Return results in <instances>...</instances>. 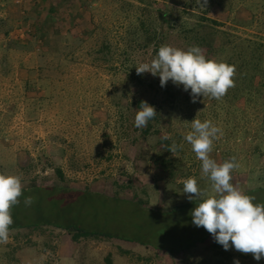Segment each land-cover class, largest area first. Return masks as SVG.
<instances>
[{
    "label": "rangeland",
    "instance_id": "1",
    "mask_svg": "<svg viewBox=\"0 0 264 264\" xmlns=\"http://www.w3.org/2000/svg\"><path fill=\"white\" fill-rule=\"evenodd\" d=\"M37 1L0 0V19L7 23L9 30L7 37L0 35V173L19 175L21 187L34 180L37 185L65 186L118 199L120 205L112 206L94 196L78 195L68 206L69 213L85 225L106 224L115 231L160 244L180 243L194 233L207 231L192 223L191 212L198 204L170 216L156 215L190 201L188 196L194 194L183 193L184 181L189 177L196 179L201 190V195L193 200L215 195L212 182L202 173L201 161L184 139L191 130V120L181 112L164 123L165 135L176 134L175 140H179L174 179L168 178L153 165L156 151L152 141L149 145L131 142L139 137V131L133 126L136 112L132 109L125 113L120 124L116 106L120 98L118 61L113 58L110 64H92L90 55H86L94 41L101 40L102 36L107 35L114 43L123 35L127 20L119 10L122 0L91 3L83 18L92 17L93 43H86L75 51V62L61 65L54 63L51 56L41 54L45 46H52L51 40L44 44L33 36L32 26L39 12L34 10ZM123 1L140 4L137 0ZM233 2L229 14L213 6L206 17L218 22L217 28L222 32L242 38H264V1ZM234 18L240 21L239 25L233 22ZM61 28L63 34L65 25ZM147 58L140 56L139 62H147ZM126 95L121 101L123 105L140 96L132 92ZM144 98L149 100L146 91ZM263 115L260 107L253 106L237 110L232 116L224 111L217 112L216 116L207 112L202 119L194 112L191 115L201 121L210 120L220 128L209 156L217 163L235 157L238 167L232 171L230 182L254 196V203H264V193L255 191L264 192ZM123 132L128 135H122ZM139 148L141 152L148 151L147 157ZM55 167L62 171L65 182L55 176ZM62 196L72 199L69 194ZM51 198L42 206L53 213L59 206L53 204L58 196L51 195ZM135 198L146 202L147 214L135 212ZM23 204L20 209L27 206ZM68 207L61 206L65 210ZM159 232H164V237H158ZM15 233L9 232L8 242L0 243V264H99L108 252L113 256V264H146L135 258L121 259L116 253L117 246L138 256L148 254L138 244L117 240L72 243L64 231L52 228L33 232L28 237L21 233L17 240L13 239ZM216 243L210 234L183 262L161 257L147 264H202ZM216 251L224 253V264H234V260L239 264H264V258L248 259L246 256L251 253H242L233 247L224 250L217 243Z\"/></svg>",
    "mask_w": 264,
    "mask_h": 264
},
{
    "label": "trees",
    "instance_id": "2",
    "mask_svg": "<svg viewBox=\"0 0 264 264\" xmlns=\"http://www.w3.org/2000/svg\"><path fill=\"white\" fill-rule=\"evenodd\" d=\"M95 1L38 0L34 4V10L39 12L32 26L33 36L39 37L40 43L42 41L45 44L50 40L52 42V46L44 47L43 45L44 49L41 50V54L51 56L52 61L57 65L75 62V51L82 49L86 43H93L91 41L94 38V32L90 28V24L93 23L92 17L86 20L83 15L87 13L86 10ZM137 1L140 4H125L123 0L120 1L122 5L119 10L124 19L127 20V24L123 26L124 32L119 40L111 43L107 35H104L101 40L98 39L99 42L98 40L94 41L86 55H90V63L92 64L95 62L110 64L113 58L118 61L120 98L116 106L121 125L125 113L132 109L135 112L139 110L141 102H147L154 107L157 114L148 121L146 127L138 129L133 124L135 130L139 131V137L138 139L133 138L131 142L148 144L149 141H152L151 145L156 151L153 158L154 167L163 172L166 177L174 179L179 140H175L178 137L176 134H170L168 139H165L163 127L166 119L173 118L181 112L188 116V121L194 119L191 116L193 112L198 114L200 119L207 112L216 116L217 112L224 111L230 112L232 116L237 110L243 111L251 106L260 107L264 114V38L255 36L242 38L225 31L222 32L217 28L218 22L206 17L213 6L220 7L229 14L234 7L233 0H207L205 7L200 6L198 0ZM201 2L203 3V0ZM233 22L237 25L240 24L236 18L233 19ZM61 25H65L63 34L61 33ZM243 25L248 26L247 24ZM8 33L7 23L0 19L1 37H7ZM162 45L181 49L198 46L206 58L234 65V86L229 88L226 94L219 99L210 96H198L194 102L190 95V89L185 91L182 85H175L169 80L164 87H161L158 76H153L147 72L138 75L135 67L142 63L139 62L140 56H148L147 62L144 61L143 63H150ZM145 91L148 92L149 100L144 98ZM128 92L140 96L123 105L121 101ZM261 125L264 127V121ZM122 135L127 136L128 134L123 132ZM173 144L176 146L175 151L170 150ZM139 152L145 157L148 155L147 150H142V152L140 150ZM53 169L55 176L61 182H65L62 171L57 167ZM21 189L22 194L18 197L19 203L10 209L13 223L9 226V232L16 231L14 240H17V236L21 233H25L24 236L28 237L33 232L37 233L44 228L58 229L64 231L72 243L81 240L103 242L117 240L138 244L144 247L148 253L147 256L135 255L134 252L120 246L116 247V253L121 259L133 260L135 258V260H142L147 264L153 259L157 260L161 257H166L171 261L179 259L183 262L196 245L206 242L210 235L205 231L201 234L194 233L186 241L180 243L160 244L161 242L156 240L132 237L123 231H115L106 224L97 223V225L91 226L82 224L71 218L72 214L69 213L68 206L75 201L78 195L86 196V198L94 196L104 204L112 206L120 205L116 198L110 199L98 193L75 190L65 186L46 187L37 185L34 180L31 184L22 186ZM255 191H259L260 194L264 193L263 190ZM65 194H69L72 199H64L62 195ZM51 195L58 196L53 204L59 206L55 208L53 213L44 210L42 206L44 202L47 203L49 199H52ZM26 197H32V203L24 206V209H20L19 206L24 203ZM202 201L190 200L166 213L156 215L170 216ZM134 202L136 203V206L133 207L135 212L144 214L149 212L146 211L145 201L135 198ZM62 204L68 208L66 210L61 208ZM156 234L158 237L165 235L164 232ZM216 247L217 243L206 253L207 257L201 261L202 264H224V253L217 252ZM180 257L182 258L180 259ZM251 257H253L252 254L246 256L248 259ZM101 260L102 263L99 264H113L114 262L111 252L106 253Z\"/></svg>",
    "mask_w": 264,
    "mask_h": 264
},
{
    "label": "clouds",
    "instance_id": "3",
    "mask_svg": "<svg viewBox=\"0 0 264 264\" xmlns=\"http://www.w3.org/2000/svg\"><path fill=\"white\" fill-rule=\"evenodd\" d=\"M198 2L205 7L207 0ZM135 70L138 75L147 72L158 76L161 87L171 80L175 85H182L185 91L190 89L194 102L198 96L219 99L234 86L235 66L206 58L198 46L181 49L162 45L150 63H141ZM156 114L153 106L141 102L134 126L138 129L146 127ZM220 132L212 121L194 118L191 130L184 137L201 161L202 173L210 179L215 192L194 207L192 223L206 229L224 250L233 247L242 253H251L253 259L259 261L264 258V203H254V196L245 194L230 182L232 171L238 167L235 157L223 163L210 158L213 141ZM170 150H176L175 144ZM183 193L194 194L188 196L189 200L201 195L195 178L184 181ZM21 194L20 176L0 173V243L9 240V226L13 223L10 209L19 203ZM32 200V197H26L24 203L30 205ZM234 264L239 261L234 260Z\"/></svg>",
    "mask_w": 264,
    "mask_h": 264
}]
</instances>
